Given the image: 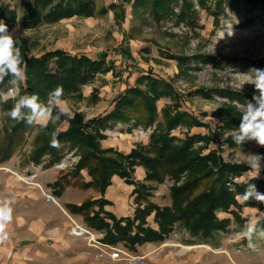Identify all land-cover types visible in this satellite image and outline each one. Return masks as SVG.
I'll return each mask as SVG.
<instances>
[{
	"label": "rangeland",
	"instance_id": "rangeland-1",
	"mask_svg": "<svg viewBox=\"0 0 264 264\" xmlns=\"http://www.w3.org/2000/svg\"><path fill=\"white\" fill-rule=\"evenodd\" d=\"M93 1L96 13L91 17L74 16L33 28H25L17 22L8 26L17 40L28 42L29 56L40 57L47 52L63 50L71 55L105 58L111 66L110 71L98 74L92 82L82 86L80 93L63 96L69 102L71 116L80 112L88 121L103 115L98 112H102L109 100H115L126 88L134 86L139 76L151 73L170 85V94L158 101L159 117L153 126L145 128L132 123L125 127L123 132L129 134L127 141L134 147L148 146L158 124L165 123L164 109L170 107L173 111L177 104L181 111L188 112L205 127L179 124L171 135L183 140L190 134L215 133L211 142H197L195 148H202L203 154L214 150L223 161L246 166L248 170L234 178L236 183L251 180L256 172L245 162V155H264V147L255 141L237 144L233 130L239 126L228 130L215 114L232 108L242 113L241 105L259 95L248 81L254 77V73H250L252 69L264 70L260 65L264 63V0H178L169 4V11H160L158 16L153 0H121L118 4ZM6 6L16 9L19 18L24 13L20 0H0V12ZM142 87L146 88L145 85ZM10 88L13 85L7 82L0 87V93H6ZM19 94L20 87L14 88L6 102H16ZM6 102L0 99V103ZM6 116L0 115L1 130L4 125L9 127L15 123ZM68 126L67 121L61 120L55 127L63 131ZM117 126L111 130L117 132ZM112 131H103L105 139ZM39 132L36 126L25 145L14 154L15 159H20L22 169L14 173L8 171L9 174L0 179V199L11 201L12 218L14 215L21 221V238H33L30 234L32 225L38 223L34 238H70L72 242L70 247L62 242L49 245L25 242L12 249L11 242L16 238H7L0 242V264H264V232L253 233L251 239L244 234L249 221L255 220L258 224L264 218V211L248 206L240 199L242 222H237L232 213L217 212L220 219H231L227 230L203 239L192 237L184 228L176 226L165 241L137 245L135 249L124 244L129 255L123 254L121 260L101 257L99 249L90 247L91 235L76 228H87L95 236L102 232L88 228L83 216L72 215L66 208L67 227L44 225L42 218L56 220L59 217L55 209L42 207L39 199L48 200V195L58 202L59 199L49 188H40L37 179L25 168L33 163L29 161V155ZM100 143L102 147V140ZM64 158L73 159V163L67 165L70 170L67 174L71 176L80 159V151L68 149ZM31 170H36L32 164ZM134 175L136 183L152 186L149 201L159 206L171 205L173 182L169 178L164 183L138 182ZM258 179H264V167ZM34 185L37 188L34 189ZM228 185L234 189V183ZM128 186V214L133 216L136 204L131 189L135 185ZM111 194H115L112 200L118 208L121 203L119 196L116 197L120 194L119 188ZM233 209L237 211V208ZM11 222L12 219L8 224L12 225ZM147 225L158 229L153 215L148 218ZM116 245L121 247L123 243Z\"/></svg>",
	"mask_w": 264,
	"mask_h": 264
},
{
	"label": "trees",
	"instance_id": "trees-1",
	"mask_svg": "<svg viewBox=\"0 0 264 264\" xmlns=\"http://www.w3.org/2000/svg\"><path fill=\"white\" fill-rule=\"evenodd\" d=\"M20 1L24 5L23 15L19 18L16 9L6 6L0 12V21L7 26L17 22L25 28H33L74 16L91 17L96 13L93 0ZM176 1L153 0L156 16L160 11H169V4ZM18 46L26 65V79L19 83V96L37 94L42 101H46L48 93L58 85L63 88V96L77 94L81 92L82 86L92 82L98 74L111 70L105 58L92 59L86 55H71L63 50L36 57L28 55L29 44L25 39H18ZM260 65L264 67V63ZM10 79L6 77L0 87ZM169 92L170 85L163 79L151 73L141 75L134 86L126 88L114 100L113 108L105 114L88 121L80 112L62 117L61 120L67 121L69 126L58 133L59 147H52L50 143L51 133L57 127L51 124L46 129L38 127L40 132L34 138L29 161L39 165L47 158L45 166L50 167L60 162L68 149L80 151V159L70 175L77 178L75 184L86 189L93 187L101 196L80 205H68L67 209L72 214L82 215L89 227L104 233L103 240L106 243H123L129 249H135L137 245L165 241L176 226L184 228L192 237L208 239L227 230L231 223L229 218L220 219L218 211L232 213L237 222L243 221L240 214L242 203L238 197L248 183L255 184L257 190L264 193V179L252 178L244 183L234 181V178L248 170L246 166L225 162L214 150L203 154L202 148H195L197 142H211L215 133L190 134L183 140L171 135L179 124L205 127L188 112L181 111L177 104L173 106V111L170 107L164 109L165 123L158 124L157 130L150 136L148 146L139 144L129 153L114 148L102 149L100 142L106 137L103 131L117 124L133 123V126L145 128L153 126L159 117L158 101L169 95ZM238 99L243 101L241 96ZM14 104L15 101L0 103V112H8ZM215 115L222 119L223 126L228 130L240 125L241 112L235 108L222 110ZM6 118L11 119L9 116ZM35 127L24 121H15L12 126L4 125L0 129V163L9 161L25 145ZM137 166L146 169L147 181L164 183L169 178L173 182L170 188L171 205L159 206L149 201L153 188L134 181ZM82 170L88 172L91 181L81 180ZM115 175L135 185L132 192L136 204L133 216L118 218L104 209L105 205L111 204L105 198V193ZM68 177L69 174H62L52 187L58 188L59 193L63 192L70 183ZM228 183H234V189ZM244 203L264 211V203L254 199ZM151 215L158 229L147 225ZM262 228L264 218L257 224L258 231Z\"/></svg>",
	"mask_w": 264,
	"mask_h": 264
},
{
	"label": "clouds",
	"instance_id": "clouds-1",
	"mask_svg": "<svg viewBox=\"0 0 264 264\" xmlns=\"http://www.w3.org/2000/svg\"><path fill=\"white\" fill-rule=\"evenodd\" d=\"M250 73H254V77L248 83L255 86L259 95H254L251 101L241 105V122L239 127L233 130V138L237 144L255 141L258 146L264 147V70L254 68ZM6 77L11 78L9 83L13 85V88H10L6 93H0V99L4 102L7 101L13 89L18 88L19 83L26 79V65L17 38L9 32L8 26L0 21V83ZM0 115H7L18 122L24 121L29 126L46 129L49 124L56 126L61 122L62 117H69L71 109L69 102L63 99L62 86L58 85L48 93L46 101H42L37 94H25L16 99L15 104L8 112L0 113ZM58 133V128L51 133L50 143L52 147H59ZM245 156V162L249 168L256 172L253 179H258L261 169L264 167V155L248 153ZM238 198L242 202L254 199L264 203V193L259 192L253 183H248ZM10 204V200L0 199V242L7 239L5 229L12 219ZM257 231V222L251 220L244 234L251 239L253 233ZM259 231L264 232V228L259 229Z\"/></svg>",
	"mask_w": 264,
	"mask_h": 264
},
{
	"label": "crops",
	"instance_id": "crops-1",
	"mask_svg": "<svg viewBox=\"0 0 264 264\" xmlns=\"http://www.w3.org/2000/svg\"><path fill=\"white\" fill-rule=\"evenodd\" d=\"M113 99L115 98L113 97ZM105 103L106 102H104V104ZM107 104L108 105L102 108V112H98V114L99 113L105 114L106 112L110 111L113 108L114 100H109ZM128 125L129 124H121V123L118 124L117 129H116L117 132L112 131L110 129V131H112V134L111 136L102 140V147L103 148L114 147L115 149H118L120 151H125L128 153L134 147V145H131L127 141V136L129 134L123 132V130L127 129L125 127H127ZM72 160L63 158L60 162H57L50 167H46L45 165L48 163V159H45L44 162L40 165H35L34 163H31L32 166L36 168V170H31V164L25 167L26 169H28L27 171H31L30 173L33 174L32 176L35 179H37L36 183L38 182L37 184L38 186H40V188H43L42 186L49 188L51 191H53V194L55 192L54 196H56L59 199V202L56 201V199H55V202L48 201L47 199H39L40 202L38 203L41 204L42 207H44L45 209H48V208L55 209L59 217L56 220H53L52 218H45V219L42 218V222L44 223V225L48 223L50 226H56L57 228L67 227L68 221L64 218L65 217L64 213L65 214L67 213L65 208L67 209L68 205H80L87 200L97 199L101 196L100 192L93 187L86 189V188H83L79 184H75L77 178H74L71 176L68 177L70 183L65 186L63 192L59 193L58 188L52 187V184H54L62 174H67L68 172H70V170L67 168V165L73 163ZM73 167L71 169H73ZM37 168H40V170ZM21 169L22 167H21L20 159L19 158L15 159V156H13L9 161L0 163V179L3 180L4 176L9 174L8 171L14 173L15 171H20ZM81 174L83 176V178L81 179L82 181L84 182L91 181V177L88 175V172L86 170H82ZM134 174L137 175V178H135L136 181L144 182L145 177H146V169L143 166H137L135 168ZM128 187L129 186L126 183L125 179H122L121 177L115 175L112 178V184L108 187L105 193V198L109 200L111 204L105 205L104 209L106 211L112 212L118 218L129 216L128 205H127ZM35 188H37V185L36 186L34 185V189ZM115 188L116 189L119 188L120 190V194L119 195L116 194L117 195L116 197L119 196L118 199L121 201L120 206L118 208H116L115 206L116 204L112 200L113 199L112 197L115 194H111L113 190H115ZM133 189L134 187L131 189V193L133 192ZM14 192L15 191L13 188L12 193ZM53 203H56V204H53ZM15 210L16 209L14 207V211ZM72 215H77V214H72ZM14 217L15 216L13 215L12 222H11L12 225L8 224L5 229L7 233V238H16L15 240H12L13 242L10 241L12 249H15V247H20L22 243H25V242H29L30 244H33V245H38V244H48L49 245V244H52V243L54 244L58 242L65 243L66 246L71 245L70 242H72V240H70V238H34L36 237V230H37L38 223L32 225L33 229L30 232V234H32L33 238H21V230H20L21 221L17 220ZM88 228L95 230L94 228H91L89 226Z\"/></svg>",
	"mask_w": 264,
	"mask_h": 264
},
{
	"label": "built area",
	"instance_id": "built-area-1",
	"mask_svg": "<svg viewBox=\"0 0 264 264\" xmlns=\"http://www.w3.org/2000/svg\"><path fill=\"white\" fill-rule=\"evenodd\" d=\"M102 1H104L105 3H109V4H118L121 0H102ZM13 93H14V89L11 94ZM49 197H48V201L50 200L55 201L54 197L52 196H49ZM86 231H87V234L91 235L89 246L99 249L101 257L108 256L112 260H121L123 258V254L129 255V252H127L123 248L124 244L121 247H116L117 245L106 243L103 240V237H104L102 236L103 234H100V236H95L90 230L87 229Z\"/></svg>",
	"mask_w": 264,
	"mask_h": 264
},
{
	"label": "bare ground",
	"instance_id": "bare-ground-1",
	"mask_svg": "<svg viewBox=\"0 0 264 264\" xmlns=\"http://www.w3.org/2000/svg\"><path fill=\"white\" fill-rule=\"evenodd\" d=\"M50 195H48V197H49ZM50 198V197H49ZM76 229H78V231H80V232H87L86 231V229L84 228V227H82V226H79V227H77Z\"/></svg>",
	"mask_w": 264,
	"mask_h": 264
},
{
	"label": "water",
	"instance_id": "water-1",
	"mask_svg": "<svg viewBox=\"0 0 264 264\" xmlns=\"http://www.w3.org/2000/svg\"><path fill=\"white\" fill-rule=\"evenodd\" d=\"M51 202H55V201H52V200H50Z\"/></svg>",
	"mask_w": 264,
	"mask_h": 264
}]
</instances>
